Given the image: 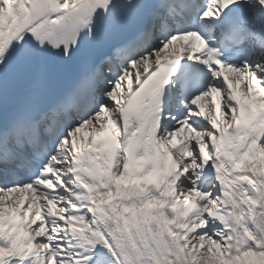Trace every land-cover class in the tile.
Here are the masks:
<instances>
[{"label":"snow or ice","instance_id":"snow-or-ice-1","mask_svg":"<svg viewBox=\"0 0 264 264\" xmlns=\"http://www.w3.org/2000/svg\"><path fill=\"white\" fill-rule=\"evenodd\" d=\"M0 264H264V0H0Z\"/></svg>","mask_w":264,"mask_h":264}]
</instances>
